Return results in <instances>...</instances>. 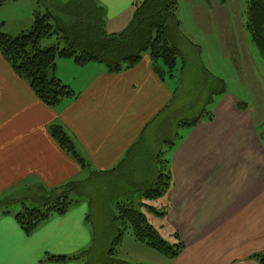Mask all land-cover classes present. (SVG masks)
Masks as SVG:
<instances>
[{
  "label": "crops",
  "instance_id": "crops-1",
  "mask_svg": "<svg viewBox=\"0 0 264 264\" xmlns=\"http://www.w3.org/2000/svg\"><path fill=\"white\" fill-rule=\"evenodd\" d=\"M136 1L94 0L113 33L131 20ZM97 64L58 59L55 74L76 96L55 109L0 52V199L19 203L43 188L86 178L89 171L53 138V123L63 126L94 171L111 170L126 158L127 169L143 171L155 149H164L152 126L179 113V89L159 75L148 53L120 73ZM219 80L222 95L212 108L221 105L208 109L212 119L184 128L182 138L166 147L172 182L167 207H161L185 244L171 264H261L251 255L264 252V133L252 107L227 100L226 82ZM19 209L0 212V264H81L48 256H73L92 243L86 205L76 203L30 234L15 217Z\"/></svg>",
  "mask_w": 264,
  "mask_h": 264
},
{
  "label": "trees",
  "instance_id": "trees-1",
  "mask_svg": "<svg viewBox=\"0 0 264 264\" xmlns=\"http://www.w3.org/2000/svg\"><path fill=\"white\" fill-rule=\"evenodd\" d=\"M7 1L9 0H0V7ZM35 1L34 24L31 29L12 36L3 31V24H0V52L16 74L30 85L36 96L46 105L56 109L63 100L76 96L75 90L55 74L60 58L72 59L79 66L99 63L105 65L111 73H120L136 66L144 54L148 53L161 77H165L166 74L174 75L181 54L174 37L183 36L179 30L180 20L177 16L179 0L136 1L133 20L122 32L113 34L106 31L104 10L94 0ZM247 1V27L264 56V0ZM42 6L45 7L44 12L41 11ZM54 35L57 36L59 43L43 48L42 41ZM226 89L227 87L224 91ZM169 118V121L161 119L162 128L166 129V126H169L170 129L175 125L176 130H181L198 124L202 119L211 120L212 115L205 110L199 117L191 120L179 118L177 115ZM49 129L58 144L81 165L82 169L89 171V176L84 180L67 182L58 188H43L30 200L19 202L21 208L15 213V217L28 234L53 215L63 214L72 205L79 203L87 196V184L96 179L116 177L130 186V192L140 195L143 199L159 198L166 194L171 186V170L163 149L154 158L152 178L144 177L143 182L137 183L125 175L129 158L111 170H90L89 164L79 153L74 140L63 126L53 123ZM181 138L180 133L176 132V137L165 141L166 147L173 146L175 140ZM159 140L161 142L162 138L159 137ZM16 203L10 198L0 199V212L10 213L11 205ZM134 203L131 198L116 202L117 214L114 220L116 225L122 227L116 229L114 243L102 260L94 261V252L90 248L73 256L50 255L49 259L57 261L82 259L85 260L84 264H127L113 257L116 252L115 246L121 242L126 228H131L137 240L171 258H176L185 247L179 234H175L177 241L171 245ZM143 205L146 206L144 202ZM149 208L155 211L154 208ZM155 213L163 214L159 211ZM253 257L264 264V252L254 254Z\"/></svg>",
  "mask_w": 264,
  "mask_h": 264
},
{
  "label": "rangeland",
  "instance_id": "rangeland-1",
  "mask_svg": "<svg viewBox=\"0 0 264 264\" xmlns=\"http://www.w3.org/2000/svg\"><path fill=\"white\" fill-rule=\"evenodd\" d=\"M178 8L177 16L181 22L179 30L185 35L174 37L181 54L174 75L166 74L169 84L179 89L174 106L180 114L176 115L191 120L208 109L213 113L212 110H216V107L221 105L220 102L212 108V105L221 98V93L217 92L222 88V82L219 80L221 78L226 82L227 100L233 97L247 102L256 112L258 127L264 133V56L247 27L248 1L179 0ZM35 9L32 0H9L4 3L0 7V24H3V31L17 36L31 29L34 24ZM41 11L44 12L45 7L42 6ZM134 14L135 10L131 20L119 32L128 27ZM106 31L113 34L107 29ZM57 43H59L57 36L54 35L44 39L42 47H50ZM61 46H63L62 42ZM212 95L213 99L210 102ZM242 108L240 109L244 110ZM168 127L163 129L161 120L152 126L155 128L156 136L162 138L161 144L165 156L168 154L165 141L173 139L176 132L183 134L185 131L184 128L176 130ZM155 147L158 146L155 144ZM145 150L148 152V148ZM155 151L146 164L154 166L157 150ZM151 166L143 171L128 168L125 175L134 182L141 183L144 177L152 178L154 167ZM88 176L89 172L86 178ZM130 189L123 180L116 177H104L87 184V196L79 201V206L82 204L88 208L87 225L92 234V243L86 249L90 248L94 252V261L105 258L108 249L114 243L116 229L122 227L116 225L114 220L117 214L116 202L119 200L126 201L131 198L161 236L171 245L176 243L174 241L176 233L173 232V224L169 221L167 208L161 207L162 205L167 207L166 195L143 199L140 195L130 192ZM142 202L146 206H142ZM149 207L163 214H157ZM19 208V203L11 205V209L15 211ZM174 219L184 221V218H172ZM131 231V228H126L121 242L115 246L116 252L113 255L115 259L127 264H171L173 258L137 240ZM251 256L253 257L254 254ZM79 261L84 264L85 260L79 259Z\"/></svg>",
  "mask_w": 264,
  "mask_h": 264
}]
</instances>
